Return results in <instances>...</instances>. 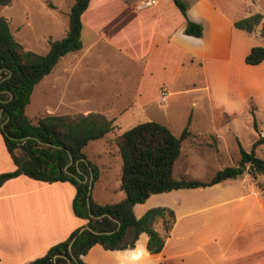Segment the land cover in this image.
Here are the masks:
<instances>
[{
    "label": "crops",
    "instance_id": "crops-1",
    "mask_svg": "<svg viewBox=\"0 0 264 264\" xmlns=\"http://www.w3.org/2000/svg\"><path fill=\"white\" fill-rule=\"evenodd\" d=\"M138 1L89 0L81 15L82 29L88 26L96 39L92 37V43L85 47L81 34L82 48L74 51L70 60L77 63L87 57L96 42L103 41L138 61L141 69L136 100L141 112H148V121L166 125L176 136L186 126L193 135V140L181 141L173 177L207 181L217 170L237 164L240 146L250 151L254 141L264 136V60L255 65L244 61L251 47L264 46V38L258 29L247 32L233 24L258 8L254 2H247L241 12L232 13L213 0H183L187 17L203 26V35L196 37L184 33L185 20L173 0H159L152 7L136 11L133 7ZM114 11L118 17L105 23V15L110 17ZM70 54L60 57L57 63ZM161 89L167 91L164 101ZM175 95L176 100L162 104ZM132 107L129 103L124 109ZM89 113L84 110L78 114ZM158 114L164 120L157 118ZM108 117L117 120L114 115ZM185 149L214 154V172L206 178L189 176L184 159L175 174L177 159ZM254 151L264 158V140ZM15 169L0 134V173ZM74 195L75 186L69 181L47 182L25 174L4 181L0 185V264H30L85 224L86 220L72 210ZM153 207H167L174 213L161 251L149 252L148 236L141 232L133 247L91 246L81 256L83 262L264 264V174L245 170L212 185L151 194L135 204L133 211L140 217ZM153 227L163 234L161 218Z\"/></svg>",
    "mask_w": 264,
    "mask_h": 264
},
{
    "label": "trees",
    "instance_id": "trees-1",
    "mask_svg": "<svg viewBox=\"0 0 264 264\" xmlns=\"http://www.w3.org/2000/svg\"><path fill=\"white\" fill-rule=\"evenodd\" d=\"M10 1L0 0V6ZM173 1L184 17V33L202 36V24L187 17V4L183 0ZM88 2L71 0L66 34L61 39H48L49 49L44 54L25 49L13 36L7 19L0 15V134L16 165L15 170L0 173V185L19 174L47 182L69 181L75 186L72 210L86 220L65 239L35 258L32 264H86L81 256L91 246L100 244L105 249L133 247L141 232L148 236L149 252L157 253L173 225L174 213L167 207H153L136 217L135 204L144 202L151 194L212 185L237 177L245 170L264 174V158L254 151L264 140L261 136L254 141L250 151L240 146L236 165L217 170L207 181L175 178L172 169L180 153L181 141L193 140L191 131L186 126L176 136L160 122L145 121L115 133L112 139V145L117 147L122 160L120 189L125 197L112 203H100L92 198L91 192L88 194V181L83 179L84 174L90 176L91 170L94 182L97 172L83 149L90 140L115 131L112 120L100 113H89L77 117L45 114L32 121L25 114L35 84L51 72L60 57L82 48L81 15ZM50 6L54 5L50 3ZM262 20L263 15L256 12L235 20L233 24L236 28L253 32ZM260 35L264 38V25ZM263 60V45L251 47L244 57L245 63L250 65ZM17 149L23 153L18 154ZM69 154L73 157L72 164H69ZM249 165L252 167L248 168ZM89 210L93 216L89 215ZM157 218L162 219L163 234L153 227ZM85 225L89 228L79 232ZM128 229H131L130 234H127ZM70 242L71 251L68 249Z\"/></svg>",
    "mask_w": 264,
    "mask_h": 264
},
{
    "label": "rangeland",
    "instance_id": "rangeland-1",
    "mask_svg": "<svg viewBox=\"0 0 264 264\" xmlns=\"http://www.w3.org/2000/svg\"><path fill=\"white\" fill-rule=\"evenodd\" d=\"M115 1L117 0H113L112 3H116ZM213 1L222 4L232 13L236 10L241 12L246 8L247 2H254L258 8L256 12L263 15L262 23L255 28V31L257 29L261 31L264 25V0ZM50 3L54 6L51 7ZM70 4L71 0H11L8 4L0 6V15L7 19L13 36L25 49L44 54L49 49L48 39H61L65 36L68 29ZM117 6L120 7L118 3ZM118 12L120 13L119 10ZM118 12L114 11L110 17L105 15L107 19L105 23L110 19H116ZM98 26L104 27L107 32L110 31L104 23ZM81 34L85 47L96 39L86 25ZM92 37L94 38L90 40ZM72 55L73 52L60 60L50 74L35 84L29 103L25 107V114L32 121L45 114L77 117L78 113L84 110H89L91 113L98 111L109 120L108 116L114 115L117 119L112 121L115 131L109 132L102 138L90 140L84 147V151L97 172V178L91 188L92 198L104 203L117 202L125 197L124 191L119 188L122 160L117 147L109 140L115 133L148 121V112H141V107L137 105L136 100L140 64L130 56L121 53L118 48L115 49L103 41L96 42L87 57L77 63L70 60ZM63 67L68 68V71L64 72ZM177 98V95L170 96L162 104ZM129 103H132L133 107L124 109ZM157 105H159L158 101H155L154 106L157 107ZM157 118L164 120L160 114ZM16 152L23 153L21 149H17ZM213 156L212 153L200 152V150L193 152L182 150L176 162L175 174L180 161L185 159L187 170L185 173L193 177L206 178L214 172L212 168H215L217 164L213 161ZM220 160L227 162L224 158ZM115 185H118V188H115Z\"/></svg>",
    "mask_w": 264,
    "mask_h": 264
},
{
    "label": "built area",
    "instance_id": "built-area-1",
    "mask_svg": "<svg viewBox=\"0 0 264 264\" xmlns=\"http://www.w3.org/2000/svg\"><path fill=\"white\" fill-rule=\"evenodd\" d=\"M159 2V0H140L138 3L135 4L134 9L136 11H141L143 9L152 7L156 5ZM167 91L165 89H161V101L165 100Z\"/></svg>",
    "mask_w": 264,
    "mask_h": 264
},
{
    "label": "water",
    "instance_id": "water-1",
    "mask_svg": "<svg viewBox=\"0 0 264 264\" xmlns=\"http://www.w3.org/2000/svg\"><path fill=\"white\" fill-rule=\"evenodd\" d=\"M69 158H70V162H69V164H72L73 163V157L71 156V154H69ZM78 161H76V163H77ZM249 167H252V165H249ZM90 172H91V175L90 176H87V175H85L84 174V179H83V181H88V194L90 193V191H91V188H92V185H93V181H92V179H93V176H92V171L90 170ZM77 177V176H76ZM89 215L90 216H93V214L90 212V210H89ZM118 223V222H117ZM118 226H119V223H118ZM89 227L88 226H83V227H81L80 229H79V232H81V231H83L84 229H88ZM68 249H69V251H71V242H70V244L68 245ZM30 264H32V263H30Z\"/></svg>",
    "mask_w": 264,
    "mask_h": 264
}]
</instances>
